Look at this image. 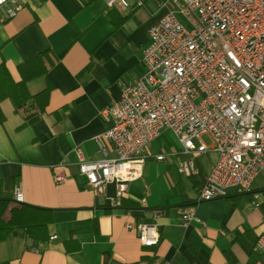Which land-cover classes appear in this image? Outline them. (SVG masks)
I'll return each mask as SVG.
<instances>
[{
	"label": "crops",
	"instance_id": "crops-1",
	"mask_svg": "<svg viewBox=\"0 0 264 264\" xmlns=\"http://www.w3.org/2000/svg\"><path fill=\"white\" fill-rule=\"evenodd\" d=\"M20 4L13 18L0 8V62L17 82L19 65L48 53L52 65L28 82L27 90L36 95L49 88L50 93L44 115L23 129L11 102L0 104L5 116L0 126V178L7 195L13 197L19 189L22 203L54 212L46 243L32 244L24 232L14 230L0 241V264H264L256 248L264 229L261 175L247 193L197 202L217 160L206 137L201 140L209 151L194 158L191 177L177 171L185 155L171 132L149 146L142 176L123 198L138 203L139 210L114 209L109 199L116 185L109 184L105 194L98 195L79 173L76 149L90 162L114 157L103 138L111 123L99 113L119 100L124 86L142 76L149 29L169 7L156 0L111 10L101 0ZM157 141L162 147L153 151ZM160 154L166 158L156 161L153 157ZM56 171L66 177L61 184L53 181ZM253 194L260 195L258 209L250 206ZM189 208L196 220L183 227L182 212ZM133 223L157 225L158 245L142 246L136 233L126 228Z\"/></svg>",
	"mask_w": 264,
	"mask_h": 264
},
{
	"label": "built area",
	"instance_id": "built-area-1",
	"mask_svg": "<svg viewBox=\"0 0 264 264\" xmlns=\"http://www.w3.org/2000/svg\"><path fill=\"white\" fill-rule=\"evenodd\" d=\"M101 1L111 10L134 9L151 0ZM156 2L169 8L149 29L142 76L124 86L119 100L99 113L111 123L103 138L114 157L90 162L76 149L79 173L98 195L115 184L117 192L109 202L118 206L141 178L147 149L168 131L185 155L177 164L182 176L194 175V158L209 151L203 137L217 155L197 202L247 193L264 173V0ZM0 8L13 18L21 9L20 0H0ZM153 158L163 161L166 155ZM65 180L60 171L53 175L56 184ZM13 200L23 202L19 189ZM250 206H261L259 194H253ZM195 220L191 208L182 212L183 227ZM126 228L136 233L142 246L158 245L157 225L133 223ZM256 248L264 257V229Z\"/></svg>",
	"mask_w": 264,
	"mask_h": 264
},
{
	"label": "trees",
	"instance_id": "trees-1",
	"mask_svg": "<svg viewBox=\"0 0 264 264\" xmlns=\"http://www.w3.org/2000/svg\"><path fill=\"white\" fill-rule=\"evenodd\" d=\"M109 15L113 17L114 14L111 12ZM52 63L48 53L39 54L18 66L20 79L16 82L4 62H0V104L5 100L11 102L14 113L22 119L19 129L33 126L44 115L50 89L46 88L36 95H30L27 84L45 75L47 67ZM4 122L5 116L0 108V126ZM113 208L139 210L140 206L134 201L122 199L119 205ZM53 212L52 209L16 203L11 195L3 191L0 178V241L5 240L12 231L20 230L26 235L27 241L32 244L46 243L49 240L48 227L53 222Z\"/></svg>",
	"mask_w": 264,
	"mask_h": 264
},
{
	"label": "rangeland",
	"instance_id": "rangeland-1",
	"mask_svg": "<svg viewBox=\"0 0 264 264\" xmlns=\"http://www.w3.org/2000/svg\"><path fill=\"white\" fill-rule=\"evenodd\" d=\"M203 139L206 141V138H205V137H203ZM161 147H162V143H161L160 141L155 142V143L151 146V148H152L153 151H154V149H156V151H158V150L161 149ZM151 148H150V149H151ZM262 179L264 180V173L261 174V179H260L259 181H262Z\"/></svg>",
	"mask_w": 264,
	"mask_h": 264
}]
</instances>
